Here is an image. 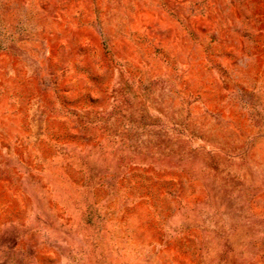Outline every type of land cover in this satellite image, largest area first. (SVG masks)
<instances>
[{
    "label": "rangeland",
    "instance_id": "374dc122",
    "mask_svg": "<svg viewBox=\"0 0 264 264\" xmlns=\"http://www.w3.org/2000/svg\"><path fill=\"white\" fill-rule=\"evenodd\" d=\"M0 264H264V0H0Z\"/></svg>",
    "mask_w": 264,
    "mask_h": 264
}]
</instances>
